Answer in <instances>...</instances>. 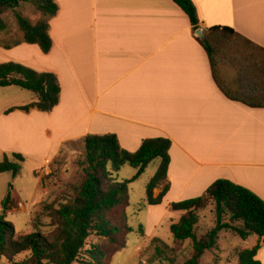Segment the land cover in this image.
<instances>
[{
    "label": "crops",
    "instance_id": "0c3cea01",
    "mask_svg": "<svg viewBox=\"0 0 264 264\" xmlns=\"http://www.w3.org/2000/svg\"><path fill=\"white\" fill-rule=\"evenodd\" d=\"M54 1L59 11L50 20V53L26 43L0 46V64L54 73L61 85L60 104L50 113H7L37 96L3 88L11 95L0 100L3 160L16 153L42 161L39 174L66 144L87 135L114 134L131 153L146 139L166 138L171 163L154 196L168 184V207L204 195L220 179L264 201V0H192L212 57L173 0ZM216 33L255 50L242 57L215 48ZM254 242L264 264V237Z\"/></svg>",
    "mask_w": 264,
    "mask_h": 264
},
{
    "label": "trees",
    "instance_id": "16d2710c",
    "mask_svg": "<svg viewBox=\"0 0 264 264\" xmlns=\"http://www.w3.org/2000/svg\"><path fill=\"white\" fill-rule=\"evenodd\" d=\"M21 1L23 0H0V30L7 29L3 19L4 11L18 8ZM173 1L189 17L194 31L198 30L200 19L194 2ZM33 5L43 18L34 24L16 13L23 39L14 45L5 46V49L26 43L38 45L44 54L52 50L50 20L58 14L59 6L54 0H33ZM211 31L234 34L232 29L224 27H214ZM200 42L212 57L210 44L205 40ZM12 86L34 93L37 101L12 108L7 113L15 110L28 113L32 109L50 113L60 104L61 85L54 73L38 72L14 62L0 64V87ZM79 141L84 146L79 184L59 195L54 202L44 205L42 213L31 223L33 232L18 235L13 223L0 221V263L4 259L14 262L18 257L27 255V259L18 264H88L85 247L93 235L107 239L112 246L123 249L127 235L133 231L128 226L126 213L130 206L129 184L139 180L156 160L160 161V166L147 185V198L142 207L162 204L170 186L166 184L157 197L154 196V190L167 180L171 163V140L146 139L134 153L124 150L114 134L87 135ZM24 162L22 154L14 153L12 158L5 155L4 160L0 162V174L13 173L16 177L21 173ZM127 166L136 169V175L130 181H120L119 173ZM11 194L12 192H9L2 201L4 212H7L11 205ZM206 201H212L215 205L216 222L207 236L199 239L196 234L198 212L205 206ZM171 210L183 214L179 221L171 226L174 239L178 242L190 240L193 243L195 254L186 264H200L205 252L216 248L222 231H234L243 240L253 235L264 237V201L252 191L229 180H217L202 197L172 203ZM119 212V218L113 220V214ZM43 218L48 219V222H44ZM45 229L49 231L45 232ZM153 242L160 243L161 240L156 238ZM260 248L261 244H258L242 251L239 254V264H262L256 260ZM162 250L161 247L157 248L158 256H161ZM88 253L91 256L98 255L93 250Z\"/></svg>",
    "mask_w": 264,
    "mask_h": 264
},
{
    "label": "rangeland",
    "instance_id": "374dc122",
    "mask_svg": "<svg viewBox=\"0 0 264 264\" xmlns=\"http://www.w3.org/2000/svg\"><path fill=\"white\" fill-rule=\"evenodd\" d=\"M16 13L23 15L33 23L42 17L33 5V0H23L18 8L5 10L3 19L7 29L0 30L1 47L14 45L23 39V33L15 17ZM211 42L215 48L226 50L230 54L239 53L242 57L251 55L255 50L254 46L243 39L220 33L212 36ZM8 92L7 89L0 88L1 101L5 102L11 96ZM13 154L7 153L6 155L12 158ZM24 158L25 162L18 176L14 177L13 173L0 174V221L13 223L18 235L33 232L34 228L31 223L42 213L44 205L54 202L59 195L79 184L82 177L81 163L84 161V146L81 141L68 143L60 155L46 168L41 169L39 174H36V170L41 168L43 162ZM2 160L3 158L0 157V161ZM159 166L160 161H154L139 180L129 184L130 206L126 213L128 226L133 231L127 235L126 246L120 250L112 246L107 239L93 235L88 239L85 247V253L89 257H87L88 264H186L192 259L195 254L192 241L178 242L171 233L172 224L177 223L183 214L172 211L171 205L168 207V202L142 207L147 198V185L157 173ZM135 175L136 169L127 166L121 170L118 178L120 181H130ZM9 192L19 195L22 201L12 202L11 197L9 210L4 212L2 201ZM19 203L24 206L18 207ZM119 214L120 212L113 214V220L119 218ZM198 216L196 234L199 239H203L215 227L214 203L206 201L205 206L199 210ZM42 220L48 222L46 218ZM44 231L47 232L49 229ZM254 236L250 238V245H247L245 240L234 231H222L219 234L216 248L206 251L200 259V264H239V254L255 244L257 236ZM156 238L161 242H153ZM158 247L163 249L161 256L156 253ZM91 250L97 252L98 255H89L88 252ZM25 259L27 255L18 257L14 262L4 259L0 264H18Z\"/></svg>",
    "mask_w": 264,
    "mask_h": 264
},
{
    "label": "water",
    "instance_id": "95a60500",
    "mask_svg": "<svg viewBox=\"0 0 264 264\" xmlns=\"http://www.w3.org/2000/svg\"><path fill=\"white\" fill-rule=\"evenodd\" d=\"M196 36L198 37V38H200V39H204V34H203V30L202 29H198L197 31H196Z\"/></svg>",
    "mask_w": 264,
    "mask_h": 264
},
{
    "label": "built area",
    "instance_id": "2783aa9c",
    "mask_svg": "<svg viewBox=\"0 0 264 264\" xmlns=\"http://www.w3.org/2000/svg\"><path fill=\"white\" fill-rule=\"evenodd\" d=\"M23 206H24V205H23L22 203H19V204H18V207H21V208H22Z\"/></svg>",
    "mask_w": 264,
    "mask_h": 264
}]
</instances>
